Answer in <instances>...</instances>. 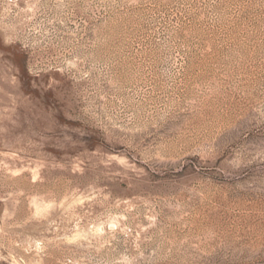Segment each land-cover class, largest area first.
I'll use <instances>...</instances> for the list:
<instances>
[{"label":"rangeland","instance_id":"374dc122","mask_svg":"<svg viewBox=\"0 0 264 264\" xmlns=\"http://www.w3.org/2000/svg\"><path fill=\"white\" fill-rule=\"evenodd\" d=\"M0 264H264V0H0Z\"/></svg>","mask_w":264,"mask_h":264}]
</instances>
